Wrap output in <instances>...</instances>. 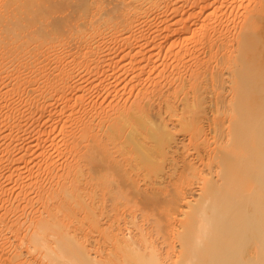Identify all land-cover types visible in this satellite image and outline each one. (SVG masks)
<instances>
[{"label":"bare ground","instance_id":"bare-ground-1","mask_svg":"<svg viewBox=\"0 0 264 264\" xmlns=\"http://www.w3.org/2000/svg\"><path fill=\"white\" fill-rule=\"evenodd\" d=\"M0 131V264H264V0H0Z\"/></svg>","mask_w":264,"mask_h":264},{"label":"rangeland","instance_id":"rangeland-1","mask_svg":"<svg viewBox=\"0 0 264 264\" xmlns=\"http://www.w3.org/2000/svg\"><path fill=\"white\" fill-rule=\"evenodd\" d=\"M189 7H190V6H189ZM188 9L190 10V8H188ZM146 60H147V62H146ZM146 60H145V62H142V65H144L145 63H148V59H146ZM143 61H144V60H143ZM148 66H150V65H147V64H146V68H145V69H147ZM149 68H150V67H149ZM149 68H148V69H149ZM151 68H153V67H151ZM151 68H150V69H151ZM150 69H149V70H150ZM149 70H148V71H149ZM92 74H93V73H92ZM92 74H91V73L88 74V76H90V75L92 76V77H91L92 79H91V78L89 79L91 82L88 81V82L91 83V84H89V83L87 84V82H86V84H85V85H87V86L93 87V89L91 88L92 93H90L91 90H89V93H90L89 96H92V98L95 99V101L97 102L98 105H100L99 102H101V103L105 104L104 107H105V106L107 107V106L109 105V104H106V101H107V100L105 101V99L102 98V95H105L104 93L106 92V90H104L105 88H103V87L100 88L99 86H98V87L95 86V85H96V81L99 82L100 79H102V77L99 75L100 77H96V78H95L94 76H98V75H96L97 73H95V75L93 74L94 76H93ZM78 77H79V76H78ZM93 77H94V78H93ZM77 79L79 80L80 77L77 78ZM77 79H76V81H77ZM93 79H94V80H93ZM111 79H112V78H111ZM111 79H109V81H110V82H113V81H114V78L112 79V81H111ZM87 80H88V77H87L86 80L84 79V83H85V81H87ZM98 80H99V81H98ZM79 81H80V80H79ZM93 82H94V83H93ZM92 84H95V85L93 86ZM123 84H124V83L119 84V87L122 88V86H124ZM142 86H143V85H142ZM142 86H139V88H142ZM94 87H96V88H95L96 90L94 89ZM119 87H118V88H119ZM121 88L118 89V91L120 90V91L122 92V91H125V90L127 91V90L130 89V91H127V92L132 93V91H131L132 87L129 88V86H128L127 89H126V88L124 89V87H123V90H121ZM139 88H138V89L136 88V89H135L136 91L133 90L132 97H131V96H128L130 93L127 94L126 91H125V94H126V95L123 94V92L121 93V92L119 91L121 94H120L118 91H117V92H118L119 95H122V94H123V97H124V96H128V97H129V100H130L131 98H134V97H135V95H133V94H137V92H138L137 90H139ZM97 89H98V90H97ZM93 90H95V91H93ZM97 91H98V92H97ZM100 91L102 92V94H101ZM93 92H96V94L93 93ZM103 92H104V93H103ZM91 94H94V95H91ZM97 94H98V95H97ZM99 94H100V95H99ZM69 95H70V94H69ZM72 95H73L72 97H74L76 94H72ZM130 95H131V94H130ZM98 96H100V98H98ZM133 96H134V97H133ZM95 97H96V98H95ZM103 97H104V96H103ZM124 98L127 99V97H124ZM99 99H100V100H99ZM126 99H125V100H122V99H121V102L126 101ZM129 100H128V101H129ZM126 102H127V101H126ZM41 103H42V102H41ZM108 103H109V100H108ZM122 104H123V103H122ZM42 105L44 106L45 104L42 103ZM42 105H41V106H42ZM43 106H42V107H43ZM100 106H102V104H101ZM59 107H60V106H59ZM154 108H155V109L153 110V113L155 112V114H156V111H158V109L160 108V105L157 103V104L155 105ZM31 109H32V108H31ZM33 109H35V108L33 107ZM33 109H32V111H33ZM41 109H42V108H41ZM43 110H44V109H43ZM30 111H31V110L29 109V112H30ZM32 111H31V112H32ZM29 112H27L28 115H29ZM30 114H31V113H30ZM43 114H44V113H43ZM43 114H42V115H43ZM42 115H40V116L42 117ZM38 116H39V115H38ZM38 116H36V117H37V118H36L37 121H36V120H35V121H32L33 123H32L31 125L34 126V127H35V125L38 123V121H40L41 119H42V120H41L40 122L44 123V120H43V119L46 118V117H45L46 115H45V116L43 115V118H40V117H38ZM39 118H40V119H39ZM57 118H61V117L58 116ZM27 120H28V119H27ZM27 120H26V121H27ZM46 120H47V118L45 119V121H46ZM26 121H25V122H26ZM25 122H23V123H25ZM29 122L31 123L30 120H29ZM29 122H27L28 125L25 123V124L27 125L26 128H24L25 124H24V126H22V127H23V128H22V129H23V130H22L23 132H22L21 130L19 131L20 133H24L23 135L20 134V135H19L20 137H21V136H25V137H23V138H25V139H23L22 137H21V138L19 137V138L21 139V142L24 141L23 144H25V143H30V144H32V145H30V146H31L32 148L35 147V149H34L35 151H34L31 147H30V149H32L31 151H32L33 153H34V152H35V154L37 153L36 155H38V152L41 151L44 147H45V148H46V147H48V148L51 147V148H50L51 150L48 149V148H46V149H48L50 152H49L48 150H45V151H48V155H50L51 157H53L54 155L61 154V153L59 152V151H61V149H62L61 146L59 147L60 149H59V148H58V149H54L55 147H54V146H51L52 138L54 137L53 135L55 134V130H56L57 128H56L55 130H53V132H51V133H53V135H52L51 133H49V135L52 136V137H50V138L48 137V135H47L48 138L46 137V134H48L47 132H43L42 135H43L44 133H46V134L43 135V137L45 136V138H47V142H48V144H47V142H46V139H43V142L41 143V145L43 144V146H42V147H41V146L36 147V145L34 144V143L36 142V139H34V138H35V135H36V134H37V135L40 134L39 131H38L40 128L42 129V128H46V127H48V125H47L48 123H45V124H44V125H46V127H45L44 125H42L39 129L37 128L38 130L36 131V128H33L31 125H29V124H30ZM34 122H35L36 124H35ZM46 122H48V121H46ZM42 123H39V124L41 125ZM33 124H35V125H33ZM39 124H38V126H40ZM36 126H37V125H36ZM43 126H44V127H43ZM28 127H29V129H28ZM31 128H32V129H31ZM26 129L28 130V132H27ZM24 130L27 132V135H26V133H25ZM34 130L36 131V133L34 132ZM58 130L61 131L60 126H59L58 129L56 130V133L58 132ZM31 131H32V132H31ZM41 131H42V130H41ZM0 132H1V131H0ZM8 132H9V131H8ZM6 133H7V132H6ZM6 133H5L4 135H6L5 137H6L7 139L4 138V137L1 136V135H0V136H1L2 138H4L5 140H7V141L9 140V141H10L9 138L12 139V137H9L10 135L8 136ZM28 133H29L30 135H29ZM38 133H39V134H38ZM59 133H60V132H59ZM0 134L3 135V133H0ZM8 134H9V133H8ZM18 134H19V133H18ZM37 135H36V136H37ZM56 135H58V133L55 134V136H56ZM7 136H8V137H7ZM27 136H28V137H27ZM58 136H60V135H58ZM26 137H27V139H28L29 141L26 139ZM2 138L0 139V141L2 140ZM49 139H50V140H49ZM30 140H31V141H30ZM26 141H28V142H26ZM32 141H33V142H32ZM44 141H45V143H44ZM50 141H51V142H50ZM3 142H4V140L2 141V143H3ZM21 142H20V140H19L20 145H21ZM49 142H50V143H49ZM49 144H50V145H49ZM28 145H29V144H28ZM33 145H34V146H33ZM0 147H1V146H0ZM37 148H38V149H37ZM36 149H37V151H36ZM53 149H54L55 151H54ZM42 151H44V150H42ZM53 151H54V152H53ZM56 151H57L58 153H57ZM51 152H52V153H51ZM50 153H51V154H50ZM53 153H54V155L52 156ZM35 154H33V156H34ZM40 154H41V152H40ZM40 154H39L38 156H40ZM38 156L35 157L36 160L39 158ZM61 156H62V155H61ZM37 157H38V158H37ZM40 157H42V156H40ZM54 157L57 159L58 156H54ZM54 157H53V158H54ZM58 158H59V159H62V157H60V156H59ZM39 159H40V158H39ZM41 160H43V158H41L40 161H41ZM44 160H45V159H44ZM34 161H35V159H34ZM45 161H46V160H45ZM45 161H44V163H45ZM59 161H61V160H59ZM32 162H33V161H32ZM35 162H36V161H35ZM35 162H33L34 164L30 162L29 165L33 164L34 166H37L38 169H40V171L43 170V169L40 167V166H45V164L43 163V161H42V164H43V165H42L41 163H39L38 161H37L36 163H35ZM22 163H23L25 166H24ZM37 163H38L39 165H38ZM35 164H36V165H35ZM21 165H23V166H21V168H22V167L25 168L24 170H23V168H22V172H23V171H26V170H27V169H26L27 166H26V164H25V161H22V162H21ZM33 165H31V166H33ZM21 168H20V169H21ZM27 168H28V167H27ZM43 168H44V167H43ZM18 170H19V169H18ZM35 170H37V169H35ZM13 171H14V170H13ZM38 171H39V170H38ZM38 171H37V172H38ZM20 172H21V170H20ZM8 173H11V172H10V171L5 172V174H8ZM15 173H16V174H15ZM17 173H19V172H18V171L16 172V169H15V171H14V173H13V174H14V178H13V176H12L11 174H8V175H9L8 178H9V179L12 178V179H13V182H14V181L16 180V178L18 177V176L15 177V176L17 175ZM5 174H4V175H5ZM8 175H6V176H8ZM10 175H11V177H10ZM25 175H27V173H25ZM6 176H4V177H6ZM2 177H3V176H2ZM2 177H1V178H2ZM4 177L2 178V180H3V179H4V180H5V179L8 180V178H4ZM28 178H29V177H26V179H28ZM12 179H11V182H12ZM14 179H15V180H14ZM26 179H25L24 181H26ZM7 180H5V181H7ZM11 182L8 183V181H7L6 183L11 184ZM16 183H19V184H18V187L15 185ZM12 184H13V187H12V185L8 186V187H10V189H12V191H13L11 194H10L11 190L8 189L7 191H8L9 193H7V191H4V193H5V194L7 193V195H5V194L3 195V193H0V195L6 196V198H10V197H11L10 199H14L12 196H13V195L15 196V194H13V193L17 192V191H18L17 189L20 188V182H15V183H12ZM14 186H15V188H16V187H17V188H16V189H13ZM45 186H46V185H45ZM197 186H198V184H197ZM11 187H12V188H11ZM195 187H196V184H195ZM16 190H17V191H16ZM12 194H13V195H12ZM16 194H17V193H16ZM38 205H39V204L36 205L35 210H33V209H29V210H28V209H27V210L29 211L28 214H27V210H25L26 214H27V215H31V210H33V211H32L33 213L36 212V211L40 208V206H41V205H39V206H38ZM37 206H38L39 208H38ZM37 208H38V209H37ZM107 209H109V210H110V214H112L113 217H115V214H114L113 211L111 210V207H110L109 204H108ZM29 213H30V214H29ZM26 214H25V216H26ZM25 216H24V217H25ZM133 217H137V221H138V222L144 227V229H145L146 232H149V233L153 236V238H154V240L156 241V243L158 244V246H159V247L163 250V252H164V251H165V244L163 243V238H161V236L157 234V232H156V231L154 230V228L152 227V223H151L150 221L143 220V219L141 218V211H137V212L135 213V211H133V210H129V209L125 210V213H124V219L121 221V226L123 227V230L126 231L127 233H130V232H138V230H136V228L131 224V221L133 220ZM109 218H112V216H111V217H105V218H104L105 222L108 221ZM109 220H110V219H109ZM6 229H7V228H5V230H6ZM7 231H8V232H11L10 230H6L5 233H6ZM8 232H7V233H8ZM7 236H9V234H7ZM10 236H11L12 238H11ZM10 236H9V239L11 238L12 241H14V243H15L16 241H18V240H16V239L13 237L12 233H11ZM13 238H14V239H13ZM89 239H90V242H91L92 246L94 247V246L96 245V235L91 236ZM12 241L10 240L11 243H13ZM1 243H2V242H0V246H1ZM15 244H16V247L19 245L18 242L15 243ZM17 244H18V245H17ZM6 247H7V246H6ZM0 248L2 249V247H0ZM18 248L21 249V247H18ZM18 248H17V249H18ZM1 249H0V250H1ZM20 249H19V250H20ZM6 250L9 251L10 248H8V249L6 248ZM1 251H2V252H1ZM1 251H0V253H1V257H3L2 255H5L4 257H8V256H9L8 253L6 254L7 251L3 252V251H4L3 249H2ZM4 253H5V254H4ZM9 254H10V253H9ZM98 254H99V253H98ZM103 254H104V253H103ZM26 256H28V258H32V257H30L31 255L29 256V255L27 254ZM1 257H0V258H1Z\"/></svg>","mask_w":264,"mask_h":264}]
</instances>
